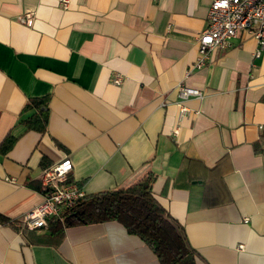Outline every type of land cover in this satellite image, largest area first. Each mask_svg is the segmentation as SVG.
<instances>
[{
  "label": "crops",
  "instance_id": "1",
  "mask_svg": "<svg viewBox=\"0 0 264 264\" xmlns=\"http://www.w3.org/2000/svg\"><path fill=\"white\" fill-rule=\"evenodd\" d=\"M212 2L0 0V214L40 205L42 170L64 159L89 196L154 175L196 264H264V53L241 33L185 78ZM181 83L205 97L183 101ZM33 100H47L43 133L23 124ZM49 233L0 224V264H160L116 221Z\"/></svg>",
  "mask_w": 264,
  "mask_h": 264
},
{
  "label": "trees",
  "instance_id": "2",
  "mask_svg": "<svg viewBox=\"0 0 264 264\" xmlns=\"http://www.w3.org/2000/svg\"><path fill=\"white\" fill-rule=\"evenodd\" d=\"M30 108L37 110L23 121L27 131L45 132L48 124L47 100H33ZM15 138L6 139L1 152L7 153ZM260 144H257V149ZM154 175L124 189L90 195L75 206L49 221V236L61 241L67 227L82 224H101L111 221L121 223L129 233L140 237L156 254L160 264H196V254L191 248L184 228L159 204L153 194ZM1 225H11L29 235L23 219L12 220L0 214Z\"/></svg>",
  "mask_w": 264,
  "mask_h": 264
},
{
  "label": "built area",
  "instance_id": "3",
  "mask_svg": "<svg viewBox=\"0 0 264 264\" xmlns=\"http://www.w3.org/2000/svg\"><path fill=\"white\" fill-rule=\"evenodd\" d=\"M61 6L67 9L70 0H61ZM34 14L25 13L19 17V22L28 27L34 25ZM241 33H247L256 41L255 57L264 53V0H213L208 11V26L198 36V57L194 65L187 71L185 78L207 67L214 53L227 51L233 41ZM112 83L121 85L123 78L115 75ZM179 96L183 101L191 97L203 99L200 90L187 87L183 83L178 86ZM181 106L180 117H185L191 111ZM73 165L69 159L44 168L40 182L44 191V201L29 211L22 218L31 231H45L49 221L59 217L64 211L89 197L85 191L70 180ZM243 250V246H240Z\"/></svg>",
  "mask_w": 264,
  "mask_h": 264
}]
</instances>
